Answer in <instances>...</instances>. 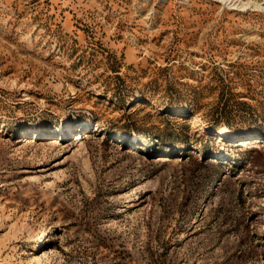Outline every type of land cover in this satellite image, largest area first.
I'll list each match as a JSON object with an SVG mask.
<instances>
[{"label":"rangeland","instance_id":"1","mask_svg":"<svg viewBox=\"0 0 264 264\" xmlns=\"http://www.w3.org/2000/svg\"><path fill=\"white\" fill-rule=\"evenodd\" d=\"M0 264H264V0H0Z\"/></svg>","mask_w":264,"mask_h":264},{"label":"bare ground","instance_id":"2","mask_svg":"<svg viewBox=\"0 0 264 264\" xmlns=\"http://www.w3.org/2000/svg\"><path fill=\"white\" fill-rule=\"evenodd\" d=\"M242 6V5H241ZM255 6L256 7H260V5L259 4H255ZM62 132V131H61ZM228 131L226 130V129H218L217 130V132H216V134L218 135V138H222V137H225V136H227L228 135ZM23 140H27V139H23ZM251 140V139H250ZM220 155L221 156H223V155H225L224 154V152L222 151V152H220Z\"/></svg>","mask_w":264,"mask_h":264}]
</instances>
